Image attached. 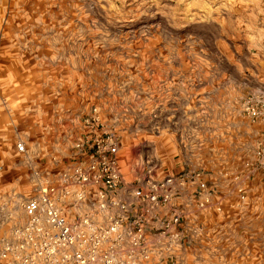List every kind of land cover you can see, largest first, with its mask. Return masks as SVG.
Returning a JSON list of instances; mask_svg holds the SVG:
<instances>
[{
    "label": "rangeland",
    "instance_id": "obj_1",
    "mask_svg": "<svg viewBox=\"0 0 264 264\" xmlns=\"http://www.w3.org/2000/svg\"><path fill=\"white\" fill-rule=\"evenodd\" d=\"M256 88L264 0H0V236L24 222L33 171L70 161L94 108L124 181L151 159L206 183L212 207L178 200L176 264H264V169L244 167L264 121L240 110Z\"/></svg>",
    "mask_w": 264,
    "mask_h": 264
},
{
    "label": "built area",
    "instance_id": "obj_2",
    "mask_svg": "<svg viewBox=\"0 0 264 264\" xmlns=\"http://www.w3.org/2000/svg\"><path fill=\"white\" fill-rule=\"evenodd\" d=\"M240 110L251 122L264 121V88L249 93ZM85 124L56 174L33 171L34 190L20 201L24 222L0 236V264H176L183 220L178 200L189 194L196 207H212L206 183L192 168L157 173L151 159L137 160L138 175L124 181L115 132L96 129L94 108ZM15 146L24 152L22 141ZM244 167L264 169V136ZM237 192L243 197L241 188Z\"/></svg>",
    "mask_w": 264,
    "mask_h": 264
}]
</instances>
